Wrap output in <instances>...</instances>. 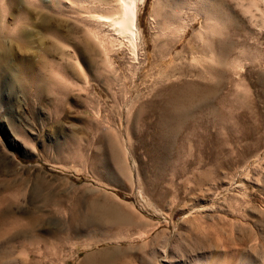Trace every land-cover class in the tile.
<instances>
[{
	"label": "rangeland",
	"instance_id": "1",
	"mask_svg": "<svg viewBox=\"0 0 264 264\" xmlns=\"http://www.w3.org/2000/svg\"><path fill=\"white\" fill-rule=\"evenodd\" d=\"M60 2L0 0V192L15 211L3 264H83L109 249L125 250L118 264H264V0H144L145 44L115 45L113 66L81 17L92 4ZM168 40L184 48L175 63L197 68L204 41L235 44L246 86L234 90L244 104L202 125L209 135L163 158L157 114H138L187 77H168ZM29 210L42 219L20 237Z\"/></svg>",
	"mask_w": 264,
	"mask_h": 264
},
{
	"label": "bare ground",
	"instance_id": "2",
	"mask_svg": "<svg viewBox=\"0 0 264 264\" xmlns=\"http://www.w3.org/2000/svg\"><path fill=\"white\" fill-rule=\"evenodd\" d=\"M50 1L54 2L53 5L55 6L58 5L60 6L61 4L60 2L61 0H50ZM142 1L144 0H80V2H82L83 4L87 2L89 4H92L89 6L90 8L86 10L85 14L81 17H84V19L88 22V24L86 23L87 24L86 31L90 33L92 39L93 38L95 39V41L99 44L98 46H100L104 50L106 56L109 57L107 59L109 64L111 63L110 66L115 65L113 64L112 59L109 56L110 50H112L115 47V45L120 44L119 45L120 47L122 43L127 41L131 45L130 47L133 48L132 50L136 51V49H138L137 47L139 44L142 43V46L145 44V41L143 39L144 31L139 21V7H140L139 4ZM258 8L261 9L260 6H258ZM42 10L40 12H42ZM48 15L43 14L42 16L43 19L41 23L43 25V28L44 27L48 28L50 25L51 26L53 25L52 23H54L53 19L49 17L50 15L49 16ZM173 29L178 30L179 26L177 27L175 26L173 27ZM168 31L169 30L166 29L164 30V33L166 34L168 33ZM161 44L162 45L159 46L160 48H158L160 52L162 51L161 55L164 54L163 57L165 59H169V60L171 59L170 62L171 61L174 62V64L172 63L169 64V66H171L170 67L171 69L167 67L168 69H170L169 73H167L168 77L170 78L171 75H175L177 76V78L178 77L180 78V76H187V77L182 79L180 78L181 79L180 81H171L166 85H161V86L159 85L160 87H157L158 88L157 94L159 95L158 99L155 100V103L153 104L146 102V104L141 105L139 108L140 110L138 115H140L144 111L146 112L145 110L146 107H150L154 115L157 114L158 121L156 122L159 131L157 132L158 134L157 133L156 134L159 135V140H161L165 145V150H163L159 156L162 155V157L165 158V154L163 153L164 152L167 153V151L173 145H175L176 141L179 142L181 140L182 144L185 147V145H187L188 143L193 142L194 137L196 138V136L198 137L201 135L208 134L206 130L204 132L202 131L203 129H205V127H203L202 125L204 126L205 124L209 125V123L211 124L213 122V121L211 122L213 117L216 118L218 116H221L223 110H220V107L222 105L230 106L233 104L234 105L242 104L243 103L242 100H244L245 98H243L242 96L240 97V94L239 96L236 95V92H234V90L236 87L239 88L240 86L243 85L246 86V81H245L246 79L242 77L244 75L240 70V68L243 69V65H242L243 60L241 59L242 57L241 54L243 53L237 52L235 58H233L232 60L228 59V56L232 54V48L235 47V44H233L232 46L226 44L225 46L213 40L204 41L203 44L201 43L200 48L198 50L196 49L195 52L198 53V55L196 54V56L197 57L199 56L198 57L199 59L201 57L202 60H204L203 62L205 63H203V68L202 67L197 68L195 64H194L195 66L192 65L185 66L184 64L181 63H175V61L177 60L176 56L180 54L184 48L182 49V51H176V50L173 51V49H171L168 52L169 50L168 47L170 46L169 40ZM233 50H235V48H233ZM132 53L135 54V52ZM229 67L231 68V70L233 68L232 71H234L233 72L235 73L234 75L238 77L237 79L231 78ZM249 74L250 72L247 73V76ZM189 76H191V78ZM193 76L200 77L202 80L194 79L192 78ZM237 91L239 92V90ZM242 95H245V93H243ZM247 95L248 94H246V96ZM245 102H247V100ZM210 116L213 117L211 118ZM219 120L221 121L222 118H220ZM214 124H211V126H213ZM113 150L114 153L116 154L120 153V148H118L117 145L113 147ZM2 187L5 188L4 185L0 184V189ZM2 193L3 192H0V238L3 236L4 231H7L6 230L7 224L8 223L13 224V222H15L14 220L15 211L13 210L14 208H11L12 204L10 203L7 206H3V204L6 203L7 201H5L6 195L4 194L2 195ZM101 212L102 215L109 213L106 210L104 211L101 210ZM26 214L28 215V221L22 223V229L20 228L21 226H19L21 230L17 232V234H19L20 237H23L24 235H26L27 232H30L31 230H34V232H36L35 231L37 230L36 227L42 219V215L39 214L37 211L29 210L26 211ZM34 236L37 235L34 234ZM12 242H13L12 240L10 241L8 240L6 243L0 242V264H3V260H2L3 256L5 257L8 256V254H11L10 252H12L13 250L11 249V247L14 246ZM124 252L121 249H112V250L109 249L96 253H91L85 258V260H83L84 261L83 264H118V260L120 258L123 259V257L125 256V255L123 256ZM4 264H9V263L5 262Z\"/></svg>",
	"mask_w": 264,
	"mask_h": 264
}]
</instances>
